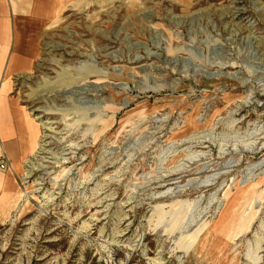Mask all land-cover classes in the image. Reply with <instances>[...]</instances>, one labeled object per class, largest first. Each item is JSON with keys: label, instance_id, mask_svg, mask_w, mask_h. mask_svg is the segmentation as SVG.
<instances>
[{"label": "rangeland", "instance_id": "374dc122", "mask_svg": "<svg viewBox=\"0 0 264 264\" xmlns=\"http://www.w3.org/2000/svg\"><path fill=\"white\" fill-rule=\"evenodd\" d=\"M30 1L0 0V67L38 51L0 264H264V0Z\"/></svg>", "mask_w": 264, "mask_h": 264}, {"label": "crops", "instance_id": "0c3cea01", "mask_svg": "<svg viewBox=\"0 0 264 264\" xmlns=\"http://www.w3.org/2000/svg\"><path fill=\"white\" fill-rule=\"evenodd\" d=\"M24 1L27 0H22ZM30 1V0H29ZM31 2V1H30ZM37 4H39L37 2ZM36 7V3H30V7ZM33 8V7H32ZM35 48V44H34ZM33 48V49H34ZM29 56H32L29 55ZM29 62L32 65V59ZM15 60V57H14ZM13 63L15 67H23V61L19 58ZM30 65L27 67L29 68ZM14 71V69H13ZM9 78V76H8ZM0 86L3 84L5 79L0 78ZM5 83L6 80H5ZM8 84V83H7ZM7 91L4 93L6 94ZM2 94V97L3 95ZM4 101V107L0 109V159H5L8 161L10 167L15 168L20 167V163L28 158L31 153L35 150L36 146V130H34V121L29 120L26 111L22 109L25 113L22 115L21 108L12 100L7 98ZM4 100V97H3ZM19 109V112H16ZM30 123V124H29ZM36 126V125H35ZM31 127V128H30ZM14 171V170H13ZM17 181L12 172L0 169V207H7L6 205L10 203L11 199L17 193Z\"/></svg>", "mask_w": 264, "mask_h": 264}, {"label": "bare ground", "instance_id": "6f19581e", "mask_svg": "<svg viewBox=\"0 0 264 264\" xmlns=\"http://www.w3.org/2000/svg\"><path fill=\"white\" fill-rule=\"evenodd\" d=\"M51 2L52 3V7H53V10H54V13L58 12L59 11V8H60V0H47V2ZM37 4V3H36ZM44 10V6L40 7V11L42 12ZM62 10V9H61ZM7 14V13H6ZM7 22V21H6ZM10 39H8L6 41V50L9 49V47L11 46L12 44V48H13V52H21V53H24L26 55H31L36 57L38 54V51H37V47L35 45V48H34V44L31 43V42H27L25 46L21 47L19 46L18 47V44H14L11 43L9 41ZM29 43V44H28ZM14 46V47H13ZM49 46V45H48ZM34 48V49H33ZM50 48H53L50 46ZM14 55L10 56V60H7L6 58H4V61L2 62V64H4V66L2 65L0 67V78L3 77V79L6 80V82H8V76H10V73L13 71L14 69V66H13V63H15V60H14ZM31 61V60H30ZM26 63H27V66H26ZM28 63L29 62H23V66L24 68L28 67ZM5 67V68H4ZM4 73V74H3ZM5 80L3 81V84H1L0 86V109H2L5 105H4V100H3V97H2V94H4L6 91H7V88H8V84L5 83ZM260 136V135H259ZM167 181V180H166Z\"/></svg>", "mask_w": 264, "mask_h": 264}, {"label": "built area", "instance_id": "2783aa9c", "mask_svg": "<svg viewBox=\"0 0 264 264\" xmlns=\"http://www.w3.org/2000/svg\"><path fill=\"white\" fill-rule=\"evenodd\" d=\"M0 167L3 168V169H6V165L5 164H0Z\"/></svg>", "mask_w": 264, "mask_h": 264}]
</instances>
